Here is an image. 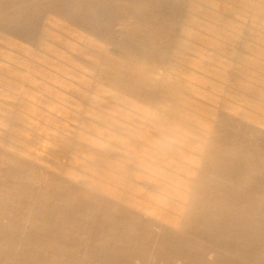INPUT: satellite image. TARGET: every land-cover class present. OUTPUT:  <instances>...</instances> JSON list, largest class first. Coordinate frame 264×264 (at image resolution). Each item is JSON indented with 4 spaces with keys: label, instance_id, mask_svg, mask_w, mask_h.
<instances>
[{
    "label": "bare ground",
    "instance_id": "bare-ground-1",
    "mask_svg": "<svg viewBox=\"0 0 264 264\" xmlns=\"http://www.w3.org/2000/svg\"><path fill=\"white\" fill-rule=\"evenodd\" d=\"M0 264H264V0H0Z\"/></svg>",
    "mask_w": 264,
    "mask_h": 264
}]
</instances>
